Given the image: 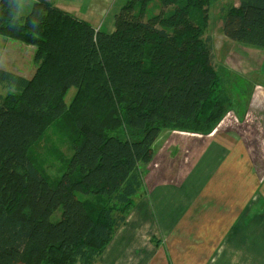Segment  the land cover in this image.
Segmentation results:
<instances>
[{
  "label": "trees",
  "instance_id": "obj_1",
  "mask_svg": "<svg viewBox=\"0 0 264 264\" xmlns=\"http://www.w3.org/2000/svg\"><path fill=\"white\" fill-rule=\"evenodd\" d=\"M25 1L0 0V36L34 47L30 76L0 68V264H95L144 191L161 135H208L234 111L238 82L205 37L219 0H128L110 34L50 0L20 15ZM222 20L225 38L264 50V0H240ZM46 134L70 151L54 150V179L33 151Z\"/></svg>",
  "mask_w": 264,
  "mask_h": 264
},
{
  "label": "crops",
  "instance_id": "obj_2",
  "mask_svg": "<svg viewBox=\"0 0 264 264\" xmlns=\"http://www.w3.org/2000/svg\"><path fill=\"white\" fill-rule=\"evenodd\" d=\"M50 1L110 34L116 14L128 0ZM244 103L243 112L234 108L225 115L207 135L206 145L201 141L203 135L167 133L168 142L156 149L144 175L146 200L141 196L135 202L134 214L128 216L131 221L114 234L117 253L123 247L133 257L129 264H264V164L260 161L264 160V133L258 127L264 126V103L252 109ZM254 110L259 119L250 125L262 134L256 148L246 145L240 131L245 114L247 119V113ZM209 148L212 153L220 151V158L215 160L211 154L212 158L200 164ZM153 223L157 233L151 243L158 249L150 253L140 228ZM112 259L114 264H123L118 257Z\"/></svg>",
  "mask_w": 264,
  "mask_h": 264
},
{
  "label": "rangeland",
  "instance_id": "obj_3",
  "mask_svg": "<svg viewBox=\"0 0 264 264\" xmlns=\"http://www.w3.org/2000/svg\"><path fill=\"white\" fill-rule=\"evenodd\" d=\"M239 1L240 0H219L213 6H211V8H209V13H208L209 25L206 30L205 37H208L209 43L212 47L213 64L217 67L222 66L227 71L231 72V75L235 77L234 79L235 82L236 83L238 82L237 86H235L234 84L231 86L232 88L230 89V97H231V101H233L234 103L233 107L237 111L243 112L245 109L244 102L247 101V103L251 104L252 98L257 91H261L262 93H264V50L241 46L240 44L225 38L224 35L222 34V22H223L222 19L226 8L230 5H234L236 7ZM30 8H31L30 0H26L23 3V7L19 11V14L24 15L28 13L30 11ZM156 12H158V9L156 10ZM2 38L3 37L0 38V68L16 71L20 75L26 77L30 76L31 71L34 68L33 65L34 47ZM238 85H241L240 87L242 88L238 87ZM257 85L258 87H256ZM4 92L5 90L0 87V94H4ZM73 94H74V89L72 88L69 90L65 98L66 103L69 102ZM248 96L249 99L247 100ZM243 100L245 101L243 102ZM261 103H264V100ZM250 112L247 113L248 120L246 119V114H245L243 118L245 122L244 123L241 122L242 124L240 125V131H241V135L243 136V139L245 140L246 145H248L249 147L252 146V148H256V146L260 145V136H262V134L258 133L256 129L260 127L262 129L261 133H264V126L260 125L258 127H253V124L250 125L251 120L257 122L259 119V117L257 116L258 112H256V110H254L251 113ZM263 114L262 117L264 120ZM174 132L179 133V135L181 133L178 131H174ZM165 133L166 134L163 135L161 141L157 143L156 145L157 149L161 144L163 145L166 139L168 142L170 133L169 134H167L168 132ZM211 133L208 135H211ZM51 137L52 135L46 134L34 146L33 151L35 157H37L40 161H44L43 166L46 170V173L50 176L51 179H54L58 175L57 168L59 167V161L54 157V150L56 149V151L60 152V154L66 158L70 157L69 156L70 151H68V149L65 146L61 147L59 142L57 140L55 141V139H52ZM231 137L235 138L236 136L234 134H231ZM209 138L210 137H208L207 135H203L201 141L205 142V140ZM207 142L203 144L206 145ZM211 154H213L212 156L215 160L220 158L221 156L220 151H215L212 153V149L209 148L203 154V159L201 160L200 164H205L209 158H212ZM251 155L253 157V160L255 161L256 156L254 155V153H252V151H251ZM260 158L261 156L259 153V159ZM260 161L264 164V160L260 159ZM144 171H145L144 173L145 175L147 173V168ZM143 194H144L143 190L139 191V194L136 197H134V204L135 202L136 203L138 202V199H140L141 196L142 198L144 197ZM143 200H146V196L145 198H143ZM134 208L130 210L128 216L129 215L132 216L134 214ZM60 213L61 210L60 208H58L52 215L51 221L52 222L57 221L60 218ZM128 216L127 218L129 219ZM128 219L125 222H128ZM140 232L143 234L140 237L144 238V240L146 241V248L147 250L150 251V253L154 251V247L158 249L157 246L153 247L152 246L153 244L151 243L152 237L154 236V234L157 233V227L154 223L149 225L147 224L145 226V229L140 228ZM115 238L116 235L113 236V238L109 242V245H107L108 247H106L105 248L106 250L103 251L102 253L103 257L100 258L99 261H97V264H114V262L112 261L114 260L112 259L113 256H115V258L118 257L119 259H121L123 264H129V262L134 260L131 255L127 256L126 249H124L123 247H121L123 251L120 254L117 253L119 247L116 249V245L114 243ZM121 239L122 237H120V240ZM164 239L166 242L167 239L166 238ZM122 244L123 243H121L120 246ZM150 244L151 247L149 246ZM163 244H161L162 247ZM105 257H107V259L110 262L105 261Z\"/></svg>",
  "mask_w": 264,
  "mask_h": 264
},
{
  "label": "bare ground",
  "instance_id": "obj_4",
  "mask_svg": "<svg viewBox=\"0 0 264 264\" xmlns=\"http://www.w3.org/2000/svg\"><path fill=\"white\" fill-rule=\"evenodd\" d=\"M264 100V93H262L261 91H257L253 98H252V101H251V104H250V108L252 109L253 107H255L258 103H261L262 101ZM176 134H179V133H176ZM180 135H186V133H180ZM189 136V135H187ZM131 219L129 218L128 219V222H130Z\"/></svg>",
  "mask_w": 264,
  "mask_h": 264
}]
</instances>
